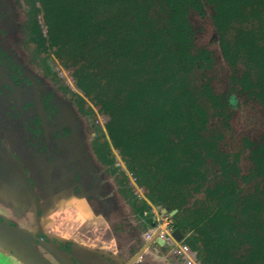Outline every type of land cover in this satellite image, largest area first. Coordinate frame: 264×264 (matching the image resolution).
I'll return each mask as SVG.
<instances>
[{
  "label": "trees",
  "instance_id": "16d2710c",
  "mask_svg": "<svg viewBox=\"0 0 264 264\" xmlns=\"http://www.w3.org/2000/svg\"><path fill=\"white\" fill-rule=\"evenodd\" d=\"M40 3L52 21L55 55L79 62L76 87L103 107L114 144L149 201L158 211L177 210L174 230L205 264H264V140L251 146V198L215 188L220 174L237 169L220 147L222 135L208 126L211 109L225 111L228 102L203 74L213 55L197 46L190 20L211 7L233 84L264 105V0ZM100 160L114 163L107 154Z\"/></svg>",
  "mask_w": 264,
  "mask_h": 264
},
{
  "label": "rangeland",
  "instance_id": "374dc122",
  "mask_svg": "<svg viewBox=\"0 0 264 264\" xmlns=\"http://www.w3.org/2000/svg\"><path fill=\"white\" fill-rule=\"evenodd\" d=\"M212 13L211 7L206 5L203 14L191 12L190 20L197 46L209 49L213 55L211 67L203 74L213 91L220 96H226L228 102L225 111L211 109L208 126L210 130L222 135L219 141L220 147L228 154L229 163H234L237 168L235 171L220 174L215 188L222 192L237 189L243 198H251L254 195L257 180L250 178L255 168L250 152L252 144L255 145L264 140V105L248 91L233 84L234 69L223 55ZM0 42H3L15 55L16 62L24 66L26 72L40 78L44 90L51 92L53 100L59 102L64 117L57 119V123L60 126L74 125V128L80 130V137L83 136L82 142L86 148L89 146L105 148L108 152V159L114 161L117 167V174L119 175L121 170L126 173L127 170L126 175L133 177L130 165L122 157L124 152L114 144L109 129V120L103 112V107L91 101L84 91L75 85L76 75L83 70L79 62L70 54L60 57L55 55L57 42L52 21L42 9L40 0H0ZM35 53H38L41 58L35 59ZM40 64L43 66L41 67ZM242 70L241 67L238 74L241 75ZM19 78L24 80L23 76ZM83 108L88 109V113L83 112L81 110ZM91 150L93 159L98 164L102 163L103 161L99 158L97 160L92 148ZM106 161L110 164L108 160ZM58 174L60 175V171ZM134 182L136 185L139 184L137 179ZM146 183L153 184L149 180ZM134 188V191H138L137 194L147 195L146 186L145 188L141 186ZM16 209H18L17 216L8 220L16 223L22 219L21 221L27 228L33 229L35 225L34 206L29 213L30 203L29 209L21 206ZM13 210L11 205L8 206L6 215ZM158 213L161 217L162 213L160 211ZM163 217H169L173 222L171 214L166 213ZM180 241L186 243L200 261L205 258L193 243L185 239ZM165 250L167 257L173 255L170 249L165 248ZM71 252L78 254V264H89V258L97 259L100 264H106L109 261L103 255L88 254L82 249L72 248ZM85 257H88V262L85 261ZM179 261L186 264L183 258H179ZM0 264L22 263L0 248Z\"/></svg>",
  "mask_w": 264,
  "mask_h": 264
},
{
  "label": "crops",
  "instance_id": "0c3cea01",
  "mask_svg": "<svg viewBox=\"0 0 264 264\" xmlns=\"http://www.w3.org/2000/svg\"><path fill=\"white\" fill-rule=\"evenodd\" d=\"M16 135H20L17 127ZM22 145L20 138L16 139V146ZM101 152L108 154L105 148ZM91 153L90 147L85 148L83 164H77L75 170L68 169V173L59 179L55 178L51 166L40 167L39 173H29L32 179L35 178V188L41 198L40 221L44 232L60 240H73L84 248L112 253L124 264L134 261L139 264H182L179 258L165 255V246L159 239L146 238L156 225L149 223L147 214L156 219L158 209L144 193L134 191V187L139 188L134 176H127V170L126 173L121 170L118 175L114 163L104 167ZM75 173L80 176L77 181ZM25 190V177L18 163L4 146H0V210H6L10 205L29 209ZM31 210L30 205L28 213ZM17 211L7 215L5 211L3 215L12 219L17 216Z\"/></svg>",
  "mask_w": 264,
  "mask_h": 264
},
{
  "label": "flooded vegetation",
  "instance_id": "af4514ba",
  "mask_svg": "<svg viewBox=\"0 0 264 264\" xmlns=\"http://www.w3.org/2000/svg\"><path fill=\"white\" fill-rule=\"evenodd\" d=\"M34 58L40 59L41 57L38 53H35ZM40 66L42 67L43 64H40ZM20 76H23L24 80H20ZM37 93L40 94V102L43 106L42 115L37 103ZM28 96L30 97L28 98ZM53 99L54 97L51 92H46L42 87L40 78L26 72L25 67L16 62L15 55L3 42H0V146H4L10 152L12 159L18 163L25 177L26 190L24 196L29 198L30 205L34 206L35 225L33 229H29L23 222L17 221L15 223L14 221H9L12 219L3 215L7 209H1L0 216L3 220L17 227L48 236L55 244V247L62 251L65 257L70 258L75 264H78V254L72 253V248L75 250L82 249L92 255H103L109 260L106 264H124L112 253L102 252L95 248H84V246L75 243L73 240H60L51 234H46L42 228L40 221L41 198L35 188V178H33L34 180L32 179L31 171L39 173L37 170L41 171L42 167L51 166L55 170V178L59 179L63 174L68 173V169L75 170L76 166H78L77 164H83L84 160H86V156L84 155L86 147L82 142L83 136L80 137V130L74 128V125L65 124L64 126H60L57 123V119L64 116L61 105ZM75 122L77 124L78 120ZM16 127L20 135H16ZM19 138L23 145L18 147L16 146V139ZM89 147L93 149L97 160L98 158L100 159V153L102 154L99 151L100 149L93 146ZM102 163L104 167H109L107 161ZM58 171H60V175ZM79 177V173H75V181L79 180ZM34 194L38 197L40 204L38 211ZM13 209L16 211V208ZM164 211L171 214V216L177 212V210L171 212L168 210ZM155 221L157 223V218ZM184 238L182 237L179 240H184ZM153 240L156 241V238H153ZM31 246L41 252L50 264H61L49 250L35 243H31ZM84 259L88 262V257ZM89 264H100V261L89 258ZM131 264H139V262L134 261Z\"/></svg>",
  "mask_w": 264,
  "mask_h": 264
},
{
  "label": "water",
  "instance_id": "95a60500",
  "mask_svg": "<svg viewBox=\"0 0 264 264\" xmlns=\"http://www.w3.org/2000/svg\"><path fill=\"white\" fill-rule=\"evenodd\" d=\"M37 103L40 113H43V106L40 102V94H36ZM37 211L40 204L38 197L34 194ZM176 212V211H175ZM176 239H181L182 236L178 231H174ZM160 243L163 244L161 240ZM31 243L40 245L42 248L49 250L61 264H75L70 258H66L65 254L60 251L55 244L46 235H40L39 232L28 231L17 227L8 221H5L0 216V248L4 249L11 255L15 256L23 264H50L42 255L41 252L35 250Z\"/></svg>",
  "mask_w": 264,
  "mask_h": 264
},
{
  "label": "built area",
  "instance_id": "2783aa9c",
  "mask_svg": "<svg viewBox=\"0 0 264 264\" xmlns=\"http://www.w3.org/2000/svg\"><path fill=\"white\" fill-rule=\"evenodd\" d=\"M160 212L162 216L159 217L158 213L157 223L146 234V238L149 240L153 238L161 240L165 248L170 249L173 255L183 258L186 264H204L195 256L186 243L175 238L172 220L169 217H163L166 215L165 211Z\"/></svg>",
  "mask_w": 264,
  "mask_h": 264
}]
</instances>
